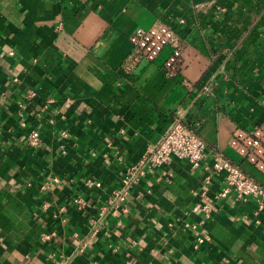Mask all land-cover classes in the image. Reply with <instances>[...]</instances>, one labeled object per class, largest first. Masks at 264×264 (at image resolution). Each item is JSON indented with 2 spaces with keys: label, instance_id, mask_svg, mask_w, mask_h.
<instances>
[{
  "label": "crops",
  "instance_id": "obj_1",
  "mask_svg": "<svg viewBox=\"0 0 264 264\" xmlns=\"http://www.w3.org/2000/svg\"><path fill=\"white\" fill-rule=\"evenodd\" d=\"M157 21L182 40L180 73L166 46L123 75L130 33ZM175 115L199 122L200 165L172 158L103 211ZM0 123V264H264V210L218 196L225 173L206 168L219 151L264 186L227 143L264 123V0H0Z\"/></svg>",
  "mask_w": 264,
  "mask_h": 264
},
{
  "label": "built area",
  "instance_id": "obj_2",
  "mask_svg": "<svg viewBox=\"0 0 264 264\" xmlns=\"http://www.w3.org/2000/svg\"><path fill=\"white\" fill-rule=\"evenodd\" d=\"M130 50L120 64L119 70L123 75L132 74L135 66L141 60L153 61L157 58L161 50L169 46L170 53L162 64L165 76L175 77L180 73L182 67V40L176 30L163 21L154 22L151 26L136 27L130 33ZM16 80V79H14ZM183 85L191 88L192 84L183 79ZM209 86H203V91L209 92ZM35 96L33 91L24 93L25 98ZM24 108V105L21 104ZM46 104L40 107L43 112ZM26 118L22 119L21 125L25 126ZM199 122L192 125L184 122L178 115L173 116L160 138L153 146L147 148L139 160L130 165L123 177L121 186L116 188L106 200L102 207L103 211L116 207L124 203L129 197V190L132 185L152 168L162 167L170 162L172 158H178L189 162L191 167L196 168L206 155L207 146L199 136L197 128ZM0 123V131H1ZM25 140L30 147H37L40 144V133L36 126L26 131ZM228 146L237 154L241 160L264 178V123L256 124L250 129L236 128L228 139ZM211 164L206 167L213 172H224L226 184L219 192L218 196H225L229 192L234 193L239 200L253 198L256 203L254 214L264 210V186L247 174L240 163L233 162L223 156L219 151H212ZM87 185L100 186V182L87 180ZM76 208L83 207L80 198L73 199ZM194 211L202 210L207 212V204H196ZM47 238L48 236H44ZM206 241V237H198L196 245Z\"/></svg>",
  "mask_w": 264,
  "mask_h": 264
}]
</instances>
